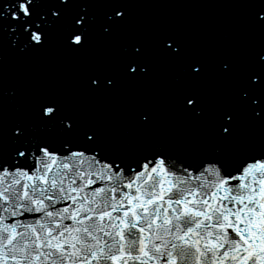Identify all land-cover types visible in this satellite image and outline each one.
Segmentation results:
<instances>
[{"label": "snow or ice", "instance_id": "6c2138e0", "mask_svg": "<svg viewBox=\"0 0 264 264\" xmlns=\"http://www.w3.org/2000/svg\"><path fill=\"white\" fill-rule=\"evenodd\" d=\"M0 264H264V0H0Z\"/></svg>", "mask_w": 264, "mask_h": 264}]
</instances>
